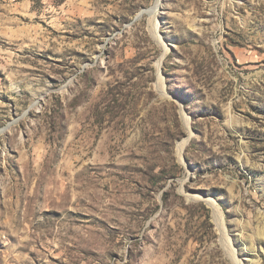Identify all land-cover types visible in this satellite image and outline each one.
Here are the masks:
<instances>
[{"label":"rangeland","instance_id":"374dc122","mask_svg":"<svg viewBox=\"0 0 264 264\" xmlns=\"http://www.w3.org/2000/svg\"><path fill=\"white\" fill-rule=\"evenodd\" d=\"M0 264H264V0H0Z\"/></svg>","mask_w":264,"mask_h":264},{"label":"bare ground","instance_id":"6f19581e","mask_svg":"<svg viewBox=\"0 0 264 264\" xmlns=\"http://www.w3.org/2000/svg\"><path fill=\"white\" fill-rule=\"evenodd\" d=\"M157 5H158V4H156V5L153 7V10H154L155 7H157ZM153 10H152V11H153ZM190 136H191V135H190ZM188 138H189V137H188ZM188 138L185 139L183 142H181V143L179 144V152H180V153L183 152V150H184V148H185V146H186V144H187V142H188ZM214 210H215V208H214ZM215 213H216V210H215ZM217 215H218V217H219V212H218ZM219 224H220V223H219Z\"/></svg>","mask_w":264,"mask_h":264}]
</instances>
